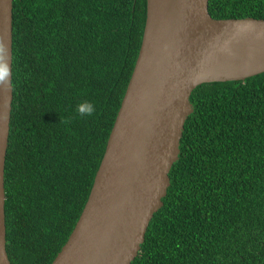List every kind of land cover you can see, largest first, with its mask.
<instances>
[{
  "label": "trees",
  "instance_id": "1",
  "mask_svg": "<svg viewBox=\"0 0 264 264\" xmlns=\"http://www.w3.org/2000/svg\"><path fill=\"white\" fill-rule=\"evenodd\" d=\"M5 158L11 264H51L88 199L141 46L146 0H13ZM264 20V0H208ZM95 111L80 116L77 105ZM131 264H264V73L202 84Z\"/></svg>",
  "mask_w": 264,
  "mask_h": 264
},
{
  "label": "water",
  "instance_id": "2",
  "mask_svg": "<svg viewBox=\"0 0 264 264\" xmlns=\"http://www.w3.org/2000/svg\"><path fill=\"white\" fill-rule=\"evenodd\" d=\"M13 0H0V41L12 73ZM264 73V20L213 19L208 0H146L141 46L105 152L74 229L51 264H131L170 186L180 139L202 84ZM12 81V75L10 77ZM0 123V264L6 251L5 158Z\"/></svg>",
  "mask_w": 264,
  "mask_h": 264
},
{
  "label": "clouds",
  "instance_id": "3",
  "mask_svg": "<svg viewBox=\"0 0 264 264\" xmlns=\"http://www.w3.org/2000/svg\"><path fill=\"white\" fill-rule=\"evenodd\" d=\"M12 73L9 66L8 49L0 41V123L8 119V103L5 99L6 93L10 90ZM77 112L80 116H91L95 111L93 103L85 101L77 105Z\"/></svg>",
  "mask_w": 264,
  "mask_h": 264
}]
</instances>
